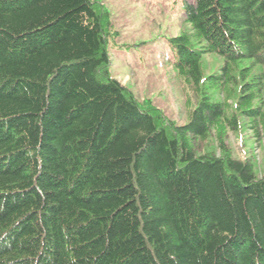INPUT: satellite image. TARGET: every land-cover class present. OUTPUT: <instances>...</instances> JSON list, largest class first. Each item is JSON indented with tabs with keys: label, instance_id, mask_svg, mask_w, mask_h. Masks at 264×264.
Instances as JSON below:
<instances>
[{
	"label": "trees",
	"instance_id": "1",
	"mask_svg": "<svg viewBox=\"0 0 264 264\" xmlns=\"http://www.w3.org/2000/svg\"><path fill=\"white\" fill-rule=\"evenodd\" d=\"M180 2L181 124L112 75L100 0H0V264H264V172L197 144L264 124V0Z\"/></svg>",
	"mask_w": 264,
	"mask_h": 264
},
{
	"label": "rangeland",
	"instance_id": "2",
	"mask_svg": "<svg viewBox=\"0 0 264 264\" xmlns=\"http://www.w3.org/2000/svg\"><path fill=\"white\" fill-rule=\"evenodd\" d=\"M109 10L113 27L118 31L117 43L122 48L111 47V72L115 79L133 91L138 99L150 98L162 109L166 116L181 124L187 120L188 106L184 100L189 88L177 77L168 58L164 56L166 46L161 37L172 36L179 32L183 20L180 0H100ZM191 1V0H190ZM152 39H159L155 46ZM132 45L131 48L124 47ZM162 44L163 47H162ZM221 59L213 54L203 60L205 73L216 70ZM208 89V87L206 88ZM230 90V86H227ZM210 94L221 99L226 105V114L234 110L235 95H221L213 87ZM198 97H196L197 102ZM264 118V115H263ZM249 120L244 119L242 135L233 128L222 133L213 130L206 140L199 141L202 152L220 154L219 142H223L232 155L241 159L250 158L256 173L264 172V124H259V131L246 127ZM246 153H245V152Z\"/></svg>",
	"mask_w": 264,
	"mask_h": 264
}]
</instances>
